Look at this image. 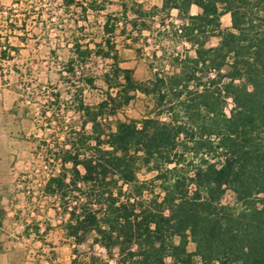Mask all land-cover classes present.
Listing matches in <instances>:
<instances>
[{"label": "trees", "instance_id": "1", "mask_svg": "<svg viewBox=\"0 0 264 264\" xmlns=\"http://www.w3.org/2000/svg\"><path fill=\"white\" fill-rule=\"evenodd\" d=\"M121 6L95 47L74 42L61 72L69 78L93 55L112 60L104 99L75 95L81 131L68 135L62 170L45 186L73 242L105 251L81 264H264V0ZM156 23L194 54H174L172 71L141 81L122 66L117 32L135 41ZM137 93L153 97L155 114L118 118ZM143 170L155 174L142 179ZM228 190L234 203L223 200Z\"/></svg>", "mask_w": 264, "mask_h": 264}, {"label": "rangeland", "instance_id": "2", "mask_svg": "<svg viewBox=\"0 0 264 264\" xmlns=\"http://www.w3.org/2000/svg\"><path fill=\"white\" fill-rule=\"evenodd\" d=\"M76 1L78 5L68 6L66 0H0V161L14 176L12 182L2 183L1 189L21 196L16 198L20 234L24 235L17 245L21 264H74V259L81 264L87 252L105 255L98 246L73 242L65 227L68 214L58 197L46 193L45 186L62 170L60 157L68 135L81 131L75 95L81 92L93 105L104 99L108 86L103 76L112 60L93 55L69 78L61 72L74 56V42L95 47L103 35L104 21L122 11V2L131 5L138 1L146 8L162 5V0ZM81 5L88 7L87 12ZM102 7L104 10L98 9ZM198 11L192 7V13ZM172 15L170 21L179 23L178 12L174 10ZM222 22L230 26V16L225 15ZM163 27L156 23L151 31L136 34L135 41L117 32L122 66L134 69L138 80L151 79L156 71H172L173 55L185 53L186 48L194 54L189 44L172 40L171 32ZM218 41L213 37L209 44ZM87 78H94L95 84L89 85ZM154 107L152 96L137 93L118 118L153 116ZM154 174L143 170L140 176L150 179ZM223 200L234 203V193L228 190ZM189 249L195 250V244Z\"/></svg>", "mask_w": 264, "mask_h": 264}, {"label": "crops", "instance_id": "3", "mask_svg": "<svg viewBox=\"0 0 264 264\" xmlns=\"http://www.w3.org/2000/svg\"><path fill=\"white\" fill-rule=\"evenodd\" d=\"M13 174L7 173L4 161H0V264H21L17 245L21 244L24 235L21 232L22 224L18 220L17 197L20 194L13 190H2L1 184L12 182ZM28 226V223L25 224ZM25 227V230L28 229Z\"/></svg>", "mask_w": 264, "mask_h": 264}]
</instances>
